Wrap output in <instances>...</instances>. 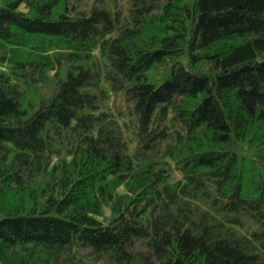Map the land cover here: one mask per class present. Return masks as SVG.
Listing matches in <instances>:
<instances>
[{
	"label": "trees",
	"instance_id": "1",
	"mask_svg": "<svg viewBox=\"0 0 264 264\" xmlns=\"http://www.w3.org/2000/svg\"><path fill=\"white\" fill-rule=\"evenodd\" d=\"M120 1L2 0L0 264H264V0Z\"/></svg>",
	"mask_w": 264,
	"mask_h": 264
},
{
	"label": "rangeland",
	"instance_id": "2",
	"mask_svg": "<svg viewBox=\"0 0 264 264\" xmlns=\"http://www.w3.org/2000/svg\"><path fill=\"white\" fill-rule=\"evenodd\" d=\"M2 0H0V5H2ZM90 3V2H89ZM129 3L127 2V0H123L120 1L119 3V8L121 10H123V12L128 15V8L130 5H128ZM22 7V6H21ZM5 71H7L5 68H3ZM55 76V72H52L50 74V77H54ZM110 105L113 109V111L118 110L121 106H120V102L119 99H115L113 94H111L110 96ZM71 161V158L70 160ZM56 164L59 163L58 161H54ZM172 170H173V174L175 179H180L181 178V173L179 172L178 168L175 166V162L172 161ZM120 191H123V189H121ZM112 218V212L110 208H107L105 210H103V216H101L99 218L100 221H104L105 223L108 222L110 219ZM89 254V255H88ZM80 255V259L82 261H84L85 264H103L102 261H96V257L92 256V254L90 252H81L79 253Z\"/></svg>",
	"mask_w": 264,
	"mask_h": 264
}]
</instances>
